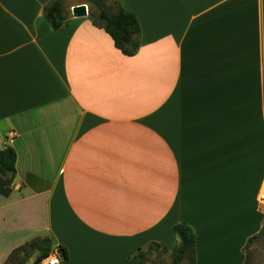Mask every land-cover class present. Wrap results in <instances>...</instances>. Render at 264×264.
I'll return each mask as SVG.
<instances>
[{
    "label": "crops",
    "instance_id": "crops-1",
    "mask_svg": "<svg viewBox=\"0 0 264 264\" xmlns=\"http://www.w3.org/2000/svg\"><path fill=\"white\" fill-rule=\"evenodd\" d=\"M50 1L0 0V264L36 237L59 264H140L182 222L195 264H244L264 223V0H118L132 55L88 13L53 29Z\"/></svg>",
    "mask_w": 264,
    "mask_h": 264
},
{
    "label": "trees",
    "instance_id": "trees-1",
    "mask_svg": "<svg viewBox=\"0 0 264 264\" xmlns=\"http://www.w3.org/2000/svg\"><path fill=\"white\" fill-rule=\"evenodd\" d=\"M108 12L97 8L96 13L89 12L92 17V23L102 28L112 39L114 46L125 55H132L139 46V22L134 13L120 7L118 0H104ZM44 17L49 25L57 30L64 24L66 13L63 0H51L43 8ZM15 150L10 145L0 148V195L8 196L11 192V184L15 174ZM172 231L178 238V244L174 247V254L170 264H181L185 259H189L191 264H195L194 249L195 237L192 228L187 223H177L172 226ZM254 236L249 237L246 243L253 240ZM51 241L48 237H36L32 240L14 248L8 255L21 250L27 256L37 252L33 258V263L38 264L39 261L46 257L51 251ZM159 246L158 243H150L145 250ZM65 258V250L61 246H57ZM140 249L135 254L140 264L145 260L143 252ZM163 264V263H161Z\"/></svg>",
    "mask_w": 264,
    "mask_h": 264
},
{
    "label": "rangeland",
    "instance_id": "rangeland-1",
    "mask_svg": "<svg viewBox=\"0 0 264 264\" xmlns=\"http://www.w3.org/2000/svg\"><path fill=\"white\" fill-rule=\"evenodd\" d=\"M75 3H84L87 6L88 13H96L97 8L88 0H63L65 12H71V7ZM13 188V182L11 184V190ZM264 211V205L260 206ZM176 236V234L173 232ZM254 238L251 242L246 243L243 252L245 256L244 264H264V223L261 229L253 235ZM49 238V237H48ZM33 239V238H32ZM30 239V240H32ZM29 240V241H30ZM51 241V240H50ZM52 243V242H51ZM20 246V245H19ZM18 247V246H17ZM53 248V244L50 247ZM145 250V249H144ZM174 249H164L163 246L152 247L149 250L143 252L145 260L143 264H170L173 256ZM37 252L31 255L29 259L21 250L13 252L11 255H7L1 264H33V258ZM39 264V263H38ZM181 264H191V261L187 258L181 262Z\"/></svg>",
    "mask_w": 264,
    "mask_h": 264
},
{
    "label": "built area",
    "instance_id": "built-area-1",
    "mask_svg": "<svg viewBox=\"0 0 264 264\" xmlns=\"http://www.w3.org/2000/svg\"><path fill=\"white\" fill-rule=\"evenodd\" d=\"M258 201L264 205V187L262 192L259 194ZM62 258L63 255L56 246L51 249L46 257L39 261V264H59Z\"/></svg>",
    "mask_w": 264,
    "mask_h": 264
},
{
    "label": "water",
    "instance_id": "water-1",
    "mask_svg": "<svg viewBox=\"0 0 264 264\" xmlns=\"http://www.w3.org/2000/svg\"><path fill=\"white\" fill-rule=\"evenodd\" d=\"M90 3H92L94 6L98 7L99 9H102L105 12H108L106 3L104 0H88ZM71 13L73 16L80 17L85 16L88 13V9L86 4L81 3L78 5H74L71 7Z\"/></svg>",
    "mask_w": 264,
    "mask_h": 264
},
{
    "label": "bare ground",
    "instance_id": "bare-ground-1",
    "mask_svg": "<svg viewBox=\"0 0 264 264\" xmlns=\"http://www.w3.org/2000/svg\"><path fill=\"white\" fill-rule=\"evenodd\" d=\"M214 258H215V259H213V260H219V259H218L219 257H214ZM220 259H221V258H220Z\"/></svg>",
    "mask_w": 264,
    "mask_h": 264
}]
</instances>
